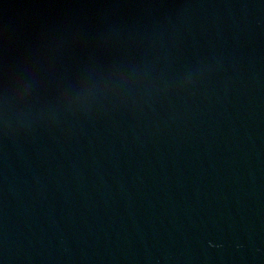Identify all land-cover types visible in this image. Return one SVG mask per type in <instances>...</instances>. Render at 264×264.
I'll list each match as a JSON object with an SVG mask.
<instances>
[{
  "label": "water",
  "instance_id": "1",
  "mask_svg": "<svg viewBox=\"0 0 264 264\" xmlns=\"http://www.w3.org/2000/svg\"><path fill=\"white\" fill-rule=\"evenodd\" d=\"M0 264H264V0H0Z\"/></svg>",
  "mask_w": 264,
  "mask_h": 264
}]
</instances>
